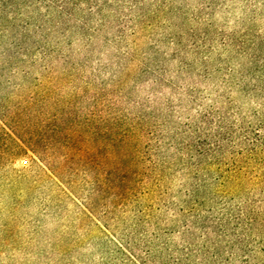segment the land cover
Instances as JSON below:
<instances>
[{
    "label": "trees",
    "instance_id": "trees-1",
    "mask_svg": "<svg viewBox=\"0 0 264 264\" xmlns=\"http://www.w3.org/2000/svg\"><path fill=\"white\" fill-rule=\"evenodd\" d=\"M194 7L185 27L164 20L189 39L183 44L166 39L175 49L173 58L164 59L176 65L143 71L150 76L146 86L152 95L142 104L122 93L125 80L131 81L129 66L116 77L122 79L117 99L99 96L113 91L109 84L90 82L76 86L70 96L65 119L70 133L64 138L76 177L70 198L77 209L70 222V264H264V0H207ZM78 8L91 20L70 13V25L77 29L70 31V48L79 41L96 48L107 20L98 8L108 6ZM158 9L167 13L174 7ZM119 19L116 39L126 48L121 56L133 58L128 50L140 51L148 24L128 27V17ZM15 24L0 18L1 37L8 38ZM168 72L184 75L191 84L178 86L175 77L165 78ZM157 82L177 102L156 106ZM200 88L201 96L195 97ZM120 103L139 111L119 112ZM184 110L191 120L173 130L156 118L157 112L168 121L181 119ZM33 114L27 112L35 120ZM28 144L36 159L49 156ZM80 190L85 197H76ZM94 232L100 258L93 263L72 257L84 248L83 237Z\"/></svg>",
    "mask_w": 264,
    "mask_h": 264
},
{
    "label": "rangeland",
    "instance_id": "rangeland-1",
    "mask_svg": "<svg viewBox=\"0 0 264 264\" xmlns=\"http://www.w3.org/2000/svg\"><path fill=\"white\" fill-rule=\"evenodd\" d=\"M197 1L207 3V0H0V18L16 22L8 38L0 34V264H70V222L77 210L70 198V191L76 189L74 184L70 186V181L76 182V177L70 170V147L64 138L70 133V122L65 120L70 115V96L76 86L90 82L109 84L107 87L113 91L99 96L117 99L122 95L117 93V84L122 79L116 77L129 66L131 81L120 83L121 89L124 87L122 93L128 100L142 104L145 97L152 95L146 86L150 84V76L143 71L161 64L170 69L176 65V61L164 59L173 58L175 49H170L172 45L166 39L174 37L182 44L189 39L187 32L181 34L179 27H168L164 20L185 27L184 20L196 13ZM101 4L108 8H98L107 17L98 47L79 41L70 48V33H77L76 27L70 25V13L77 19L91 20L78 7ZM70 5L77 8L70 9ZM129 5L133 8H124ZM161 5H172L174 10L160 12ZM120 16L130 19L128 27L148 24L140 51L128 50L133 58L125 59L120 53L126 50L125 43L116 39ZM151 22L155 26H149ZM177 59L186 63L181 56ZM168 73L165 78L175 77L173 82L178 86L191 84L178 72ZM153 86L157 92L156 106L177 102L178 97L166 92L161 83ZM200 91L201 88L196 90L194 96L200 97ZM133 106L120 103L116 110L134 114L139 107L136 110ZM28 107L35 120L27 116ZM165 112L164 107L161 113ZM181 116L180 120L168 121L156 112V118L171 130L192 117L187 110ZM54 128L58 130L55 133ZM29 141L48 151L49 156L43 154L42 160L36 159L27 150L31 147ZM61 164L64 167L59 171ZM85 195L80 190L76 197ZM83 243L84 248L75 251L72 257L96 262L101 256L94 247L101 244L96 233L83 237Z\"/></svg>",
    "mask_w": 264,
    "mask_h": 264
}]
</instances>
